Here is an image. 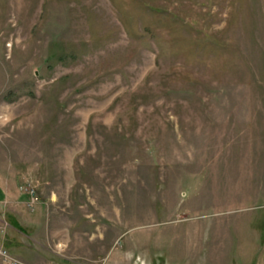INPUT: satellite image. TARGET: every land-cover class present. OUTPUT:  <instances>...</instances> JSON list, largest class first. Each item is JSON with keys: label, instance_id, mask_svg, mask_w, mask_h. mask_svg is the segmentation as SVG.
Segmentation results:
<instances>
[{"label": "rangeland", "instance_id": "1", "mask_svg": "<svg viewBox=\"0 0 264 264\" xmlns=\"http://www.w3.org/2000/svg\"><path fill=\"white\" fill-rule=\"evenodd\" d=\"M0 248L264 264V0H0Z\"/></svg>", "mask_w": 264, "mask_h": 264}, {"label": "built area", "instance_id": "2", "mask_svg": "<svg viewBox=\"0 0 264 264\" xmlns=\"http://www.w3.org/2000/svg\"><path fill=\"white\" fill-rule=\"evenodd\" d=\"M27 186H28L27 191L31 196L32 202H35V199H34L35 196L33 195L34 194V188L30 183H28ZM0 254L3 256L5 262H7L8 264H24L20 260L11 257L5 249L0 248Z\"/></svg>", "mask_w": 264, "mask_h": 264}, {"label": "crops", "instance_id": "3", "mask_svg": "<svg viewBox=\"0 0 264 264\" xmlns=\"http://www.w3.org/2000/svg\"><path fill=\"white\" fill-rule=\"evenodd\" d=\"M46 264V263H45ZM47 264H49V263H47Z\"/></svg>", "mask_w": 264, "mask_h": 264}]
</instances>
